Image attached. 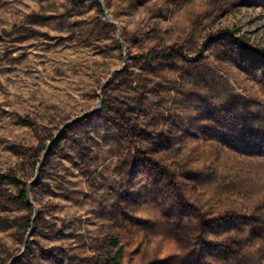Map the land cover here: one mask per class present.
<instances>
[{
    "label": "rangeland",
    "instance_id": "1",
    "mask_svg": "<svg viewBox=\"0 0 264 264\" xmlns=\"http://www.w3.org/2000/svg\"><path fill=\"white\" fill-rule=\"evenodd\" d=\"M262 49L264 0H0V264H264Z\"/></svg>",
    "mask_w": 264,
    "mask_h": 264
},
{
    "label": "trees",
    "instance_id": "2",
    "mask_svg": "<svg viewBox=\"0 0 264 264\" xmlns=\"http://www.w3.org/2000/svg\"><path fill=\"white\" fill-rule=\"evenodd\" d=\"M76 3H80V0H75ZM224 35L231 39H236L234 34L230 30H225ZM257 59H259L264 64V49L260 50L259 52L255 53ZM114 248L116 251L111 252L109 255V261L111 264H124L123 261V254L122 251L118 248L117 241L113 243Z\"/></svg>",
    "mask_w": 264,
    "mask_h": 264
}]
</instances>
